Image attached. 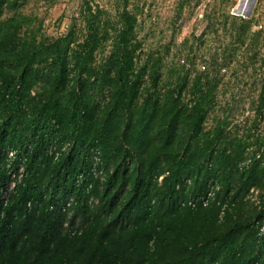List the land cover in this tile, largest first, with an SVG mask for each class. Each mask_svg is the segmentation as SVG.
I'll return each instance as SVG.
<instances>
[{"label": "trees", "instance_id": "obj_1", "mask_svg": "<svg viewBox=\"0 0 264 264\" xmlns=\"http://www.w3.org/2000/svg\"><path fill=\"white\" fill-rule=\"evenodd\" d=\"M124 2L113 19L82 0V36L37 29L31 44L34 17L0 0V264H264V137L232 132L228 107L205 124L222 70L243 46L242 67L255 63L261 32L222 1L194 37L222 27L232 47L161 89V57L138 62Z\"/></svg>", "mask_w": 264, "mask_h": 264}, {"label": "rangeland", "instance_id": "obj_2", "mask_svg": "<svg viewBox=\"0 0 264 264\" xmlns=\"http://www.w3.org/2000/svg\"><path fill=\"white\" fill-rule=\"evenodd\" d=\"M222 10L251 20L250 36L256 31L261 32L258 45L259 57L248 69L242 67L245 46L237 48V56L229 66L222 70V77L216 89V105L211 110L206 127H211L213 118L222 117L223 109L229 108V120L232 121L229 129L240 136L249 135V140H255L257 136L264 137V113L256 115L254 102L258 98L261 79L264 77V0H255L252 4L249 17L236 14L233 9L239 0H128L127 7L137 14V40L142 43L138 50V62L142 64L148 57H161L159 87L162 89L177 79L174 71L184 68L189 69L192 79L195 74L204 71V65L209 69L208 59L215 49L223 48L228 44L232 47V37L220 27L219 35L207 33L200 40L195 39L204 33L207 25L204 14L215 6ZM93 7L100 6L116 17L124 8V0H90ZM19 7L5 9L9 16L14 9L24 15L34 17L30 32V41L33 43L32 34L39 29L40 35L55 39L65 34L70 28H75L77 34L82 36L84 22L81 18L82 0H19ZM25 29H23V32ZM23 35V33H22ZM247 38V43L252 38ZM193 46V51L191 47ZM236 48V47H235ZM111 50V43L106 44L104 52L96 54V63L106 60ZM211 61V59H210ZM240 63V64H239ZM185 70V69H184ZM183 71V70H182ZM206 71V70H205ZM149 77L145 78L144 85L151 86ZM256 146L251 145L249 156L253 154ZM253 200L258 201V191L252 189Z\"/></svg>", "mask_w": 264, "mask_h": 264}, {"label": "water", "instance_id": "obj_3", "mask_svg": "<svg viewBox=\"0 0 264 264\" xmlns=\"http://www.w3.org/2000/svg\"><path fill=\"white\" fill-rule=\"evenodd\" d=\"M255 0H239L233 11L244 17H249L252 4Z\"/></svg>", "mask_w": 264, "mask_h": 264}, {"label": "built area", "instance_id": "obj_4", "mask_svg": "<svg viewBox=\"0 0 264 264\" xmlns=\"http://www.w3.org/2000/svg\"><path fill=\"white\" fill-rule=\"evenodd\" d=\"M203 68H205V66H203ZM9 155H10V156H14V151H10V152H9ZM95 161H98V159L95 158ZM12 176H13V177H16V176H17V173L14 172V173L12 174ZM18 179H19V180L21 179V175L18 177ZM14 186H15V181L12 183V185H11L10 188H13ZM211 195H212V193L209 192V193H208V196H211ZM201 199L203 200V203H204V204H207V202H208V198H207V197H204V196H203V197H201ZM73 202H74V198H73V197H70V198L68 199V201H67V205H66V206H63V210H66L68 207H70L71 204H73ZM189 204L192 205V206H195L196 202H195L194 200H190V201H189Z\"/></svg>", "mask_w": 264, "mask_h": 264}]
</instances>
